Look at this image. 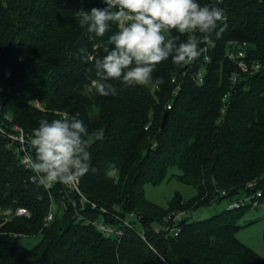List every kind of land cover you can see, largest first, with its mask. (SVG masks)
Returning a JSON list of instances; mask_svg holds the SVG:
<instances>
[{"label":"trees","instance_id":"trees-1","mask_svg":"<svg viewBox=\"0 0 264 264\" xmlns=\"http://www.w3.org/2000/svg\"><path fill=\"white\" fill-rule=\"evenodd\" d=\"M197 2L224 9L225 21L218 22L219 38L192 34L201 49L195 65L177 66L169 57L156 66L153 83L109 81L117 94L101 96L91 83L94 60L85 61L80 50L102 58L105 47H114L108 39L118 26L96 37L81 26L79 10L103 9L104 0H0L1 126L32 135L41 119L67 112L89 134H104L88 149L90 168L80 177L88 202L69 185L40 186L0 134V264H264L238 238L253 207L235 208L250 199L264 203V71L242 74L229 59L233 44L246 45L249 66H264V0ZM167 35L179 36V44L189 34ZM202 68L201 84L194 77ZM157 78L163 83L155 84ZM174 168L196 195L188 201L178 195L164 208L147 199L146 187L161 184ZM19 208L31 216L16 217ZM200 210L214 213L194 217ZM183 211L189 217L176 237L167 228ZM50 212L55 216L47 224ZM102 222L125 229L124 237L106 236L96 226ZM37 236V248L23 245Z\"/></svg>","mask_w":264,"mask_h":264},{"label":"clouds","instance_id":"clouds-1","mask_svg":"<svg viewBox=\"0 0 264 264\" xmlns=\"http://www.w3.org/2000/svg\"><path fill=\"white\" fill-rule=\"evenodd\" d=\"M103 9L79 10L80 24L87 32L103 37L113 24L118 30L108 39L106 55L93 58L86 54L84 60H94L95 75L92 87L101 96H115L116 88L109 81L119 80L125 86H146L153 83L156 66L171 57L177 65H187L201 54L194 33L203 34L208 40L217 31L218 22L225 21L224 9L209 4L203 6L197 0H104ZM226 27V24H225ZM173 30L181 35L189 34L179 44V36L169 37ZM91 38V37H90ZM159 85L161 78L154 81ZM59 118L41 119L33 129L30 140L35 158L26 157L27 166L35 173L40 186L51 187L54 183L71 185L90 168L89 148L95 140H102L103 131L89 134L84 122L67 112ZM115 167L110 164L109 168ZM95 171V169H93Z\"/></svg>","mask_w":264,"mask_h":264},{"label":"built area","instance_id":"built-area-1","mask_svg":"<svg viewBox=\"0 0 264 264\" xmlns=\"http://www.w3.org/2000/svg\"><path fill=\"white\" fill-rule=\"evenodd\" d=\"M244 48H246V45H244L242 47L240 45L233 44V48H231V50L229 51V59L235 65H237V67L240 70V73H242V74H249V73L258 74V73H261L262 71H264V66L261 63L255 64L252 67L249 66V64L246 61V52H245ZM207 50H208V48L205 49V52ZM209 61H210V57L208 56V53H207V54H205L204 62L207 63ZM196 62H197V59H195L193 61V64L195 65ZM204 71H205L204 68H202V70H200L198 73L195 74L194 79L197 83H201V84L203 83ZM234 81H236V79H234ZM174 82L176 83V79L174 80ZM179 89H180V84L177 83L176 90L178 91ZM1 94H2V89L0 88V113L2 111V104H3ZM228 98H229V96H227V95L224 98L225 107L223 110V115L226 114V112L229 108ZM35 107L41 108V104L36 103ZM168 109H171V106H169ZM10 122H12V120H10ZM0 134L16 147L17 154L21 156L22 164L27 166L26 157H28L29 155L32 156V158L34 159V156L32 153L33 152L32 150H34V149L31 147V144H30V140L32 138V135L29 134L25 129H23L22 127H20L18 125H15L11 128V130H8V129H5L4 127H2L0 124ZM69 187L73 191L79 193L82 196L83 202H88V200L82 195V193L80 191V177L78 178V180L75 183L69 185ZM260 197H262V193L258 194V198H260ZM248 204L251 205L253 207V209H255L259 206V201L255 200V202H253V199H251V200L242 202L240 204H237L235 206V208L245 207ZM93 208L96 209V208H98V206L96 204H93ZM8 214L9 215L13 214V212L10 211V212H8ZM14 215L16 217H30L31 216L30 212L24 208L17 209L16 212H14ZM54 216H55L54 212H50V214L47 218V224L51 223L54 220ZM171 219H172V225L167 228V231L174 233V235L177 237V236H179V234L181 232V227L179 224L183 221L184 216H183V214L178 213V214L173 215ZM119 220H121V219L119 218ZM96 226L99 229V231L104 233L106 236H110V237L115 236V237L121 239L125 235V229L113 227V226L107 225L104 222L96 223ZM124 226L126 228L131 227V225L127 222H124ZM144 239L146 240L145 237H144Z\"/></svg>","mask_w":264,"mask_h":264},{"label":"rangeland","instance_id":"rangeland-1","mask_svg":"<svg viewBox=\"0 0 264 264\" xmlns=\"http://www.w3.org/2000/svg\"><path fill=\"white\" fill-rule=\"evenodd\" d=\"M179 175L180 171L174 168L161 184L156 186L149 184L146 187L147 199L159 206L167 208L178 195L181 196L184 201L194 198L196 190L192 186L180 181L178 178ZM213 213L207 210H200L194 214V217L208 218L212 216ZM180 214H183L184 218L189 217L185 211L180 212ZM241 225L243 228L238 232V238L264 257V203L256 209L249 210L241 220ZM41 241L42 237L37 236L26 237L22 242L27 249L32 250L37 248Z\"/></svg>","mask_w":264,"mask_h":264},{"label":"water","instance_id":"water-1","mask_svg":"<svg viewBox=\"0 0 264 264\" xmlns=\"http://www.w3.org/2000/svg\"><path fill=\"white\" fill-rule=\"evenodd\" d=\"M168 118H169V113H166L164 118H163L162 129H164L166 127L167 122H168Z\"/></svg>","mask_w":264,"mask_h":264}]
</instances>
